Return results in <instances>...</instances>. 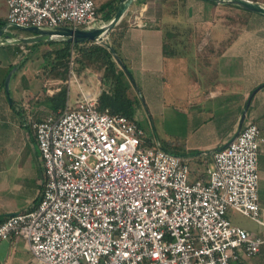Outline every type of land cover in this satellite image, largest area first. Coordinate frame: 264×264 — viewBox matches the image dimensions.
Masks as SVG:
<instances>
[{
  "label": "built area",
  "instance_id": "2783aa9c",
  "mask_svg": "<svg viewBox=\"0 0 264 264\" xmlns=\"http://www.w3.org/2000/svg\"><path fill=\"white\" fill-rule=\"evenodd\" d=\"M5 2L12 26L106 24L95 0ZM129 20L145 22L142 13ZM83 73L72 61L64 108L35 124L44 186L33 209L0 222V241L26 240L37 264H241L257 255L264 235L228 211L264 228L259 126L243 125L213 152L206 176L192 180L188 159L149 145L137 118L100 109L102 89L86 86Z\"/></svg>",
  "mask_w": 264,
  "mask_h": 264
},
{
  "label": "crops",
  "instance_id": "0c3cea01",
  "mask_svg": "<svg viewBox=\"0 0 264 264\" xmlns=\"http://www.w3.org/2000/svg\"><path fill=\"white\" fill-rule=\"evenodd\" d=\"M185 1L192 6L193 2L200 3L208 17L214 16L209 9L213 7L214 11L219 6L201 0ZM139 6L138 14L146 18L147 4ZM7 13L8 8L2 16ZM198 19L193 23L199 22ZM173 28L168 31V55L164 50L166 31L146 22L144 25L131 22L120 48L144 94H170L173 109L177 111L183 105L186 108L187 127L196 138L195 149H204L190 155L191 179L196 180L206 176L213 152L234 139L246 110L243 125L256 123L264 137V15L253 12L248 25L228 45L224 43L231 33L228 27ZM17 61L15 52L0 47V222L38 204L45 176L35 124L59 112L49 101L54 94H31L37 93L39 81L20 74L14 83L15 94H11L10 80L9 100L2 82ZM80 77L86 86H93L96 78L100 87L99 74H88L87 79ZM194 162L203 167L195 169ZM259 172V200L264 209V143L260 148ZM247 229L264 235L261 226ZM30 263L37 264L26 240L13 237L0 241V264ZM241 264H264V246L257 255H243Z\"/></svg>",
  "mask_w": 264,
  "mask_h": 264
},
{
  "label": "trees",
  "instance_id": "16d2710c",
  "mask_svg": "<svg viewBox=\"0 0 264 264\" xmlns=\"http://www.w3.org/2000/svg\"><path fill=\"white\" fill-rule=\"evenodd\" d=\"M121 0L111 2L110 0L103 3L98 7V12L102 13V19L106 22H110L116 14L119 3ZM213 5H219L231 10L232 13L227 15L229 25L232 30L224 40L225 45L232 43L240 34V29L246 27L253 14L252 11L242 8L238 5L232 4H218L217 2H210L207 0H201ZM263 2L264 0H254ZM138 5L146 3L147 0H135ZM7 24L6 17L0 16V29ZM127 15L123 18L122 22L113 29L109 38L105 43H96L93 41L87 42H70L67 38H56L43 42H36L24 45L28 49V53L20 58L17 63L11 66L8 73L14 68L15 71L12 77H17L25 68L27 62L30 60L31 55L40 51L44 64V72L48 78L55 81H61L60 88L49 97V101L54 107V110H62L65 106L67 99V85L64 82L69 78V70L71 62L73 61L76 67L77 73L87 72L91 70L99 74L101 78L102 92L99 97V107L102 110L109 109L111 112L122 113L130 118H136V88L132 84L126 70L121 66V62L127 65L125 58H123L118 48L121 47L122 39L125 36V31L129 27ZM22 33L33 35L32 32L18 29L16 26L8 27L5 36L9 38H17ZM28 35V36H30ZM44 46V49L42 48ZM17 55L23 52L22 45H8L3 46ZM112 48L115 52L112 51ZM165 54L169 53V40L166 36L165 40ZM131 72V71H130ZM5 86V78L2 82V87ZM43 94H47L44 92ZM15 101L13 100V104ZM149 145L154 144V139L149 138ZM166 151L168 149H165ZM180 155V154H178Z\"/></svg>",
  "mask_w": 264,
  "mask_h": 264
},
{
  "label": "rangeland",
  "instance_id": "374dc122",
  "mask_svg": "<svg viewBox=\"0 0 264 264\" xmlns=\"http://www.w3.org/2000/svg\"><path fill=\"white\" fill-rule=\"evenodd\" d=\"M107 1L109 0H95L98 7H100L103 3ZM110 1L115 2L118 0H110ZM5 4L6 3L4 0H0V16H2L5 11H7V7ZM146 4H147V17L144 18V21L149 26L162 27L167 33L168 40H170L168 31L171 32L174 29L173 26L185 27L191 25V26H201V27L204 26L207 28L228 27L227 28L228 30H232V28L226 24L228 22L227 15L232 12L230 9L223 6H215L214 11L212 10L213 7H211L209 9V12H214V16L208 17V15L203 12L202 9L203 6L200 3L196 4L195 2H193V6H192L191 4H189V2L187 3L185 0H147ZM139 9L140 6L138 5V3L134 1L131 4L129 10L125 14V16L127 15L129 22H130L129 20L130 18L131 20H133L134 16L138 14ZM197 16H199L198 17L199 19L197 18ZM200 17H204V19ZM195 19H198L199 21L196 24L193 23V20ZM104 23H108V22L104 21ZM100 24L102 25L103 21L100 22ZM28 35H30V33L29 34L22 33L19 36H28ZM42 48L44 49V46H42ZM118 52L123 58H125V52L122 51L121 48H118ZM27 53L28 52L23 51L22 53L17 55V59L19 60ZM125 61L130 68L129 61L127 60ZM167 61H168V57H167ZM43 64L44 61L40 51H36L31 55L30 60L27 62L25 68L20 73V75L28 76L31 80L33 79L34 81L35 80L39 81L38 87L37 89H35L37 93L32 91L31 94H38V93L42 94L44 92L50 94L48 90L57 89L60 86L61 81H55L47 77L46 73L44 72ZM13 70L15 69L13 68ZM130 71L131 74L133 75L134 80L137 82L138 80L136 73L134 76L132 72V68H130ZM94 73L95 72L88 70L86 73L82 74L83 75L82 77L87 79L88 74L93 75ZM25 78L26 77H24L23 80ZM15 80L16 77L15 76L12 77L11 94H15V89H14ZM93 80L94 81H92V83L93 86L95 85L96 90L99 88L101 89V87L98 88L97 86L96 83L97 79L93 78ZM136 93L137 94L135 95L137 97H136L135 116L138 119L139 123L145 129L147 136L149 138H153L154 142L160 145L163 149H168L167 150L168 152L180 154L181 156L186 157L188 159L189 164H191L190 155H196V153H200L201 151H204V149L196 148V149H201L200 151L195 149L196 138H193L192 132L187 127V123H186L187 119L185 113L186 108L184 107V105L179 107L176 111L171 107L170 94H144L142 92V89L140 88L136 89ZM72 99H74V93H72ZM193 167L195 169L202 168L203 164L199 166L194 162ZM228 216L234 222V224L250 229L259 228V225L255 223L253 220H251L249 217H246L241 213L234 211L232 209L228 211Z\"/></svg>",
  "mask_w": 264,
  "mask_h": 264
},
{
  "label": "water",
  "instance_id": "95a60500",
  "mask_svg": "<svg viewBox=\"0 0 264 264\" xmlns=\"http://www.w3.org/2000/svg\"><path fill=\"white\" fill-rule=\"evenodd\" d=\"M134 1L135 0H121L119 3L118 10L110 22L102 26H97V27H93L89 29L73 28V27H57L53 29H44V28H40L37 26L16 25L18 29L32 32L33 35L19 36L17 38L12 39V38H9L8 36H5L6 31L8 30V27L12 26L10 23H7L0 29V47L14 45V44L26 45V44L36 43V42L48 41V40L56 39V38H67L70 42H73V43L93 41L96 43L103 44L106 42L107 35L110 34V32L116 27V25H118L122 21L126 12L129 10L131 4ZM207 1L217 2L218 4L238 5L252 12H256V13H260L264 15V3L254 1V0H207ZM112 51L115 52L113 48H112ZM121 66L124 70H126L130 79L132 80L133 85L136 87V89H138L137 83L135 82L131 72L129 71L125 63L121 62ZM11 75H12V71L7 75L6 80H5V89H6V92L8 94V98L10 101H11V96H10ZM253 95L254 94H252L250 96V99L248 100L247 108L250 105V101ZM246 111L244 112L242 116V121H241L239 130L237 131L236 135L240 132L243 126ZM169 153L173 155H178L172 152H169Z\"/></svg>",
  "mask_w": 264,
  "mask_h": 264
}]
</instances>
